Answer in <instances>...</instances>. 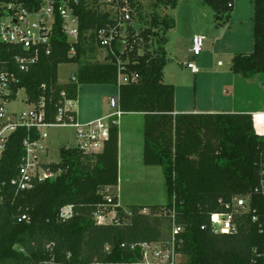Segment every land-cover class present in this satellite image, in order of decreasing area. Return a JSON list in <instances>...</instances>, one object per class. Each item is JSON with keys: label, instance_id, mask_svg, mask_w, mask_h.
Instances as JSON below:
<instances>
[{"label": "trees", "instance_id": "1", "mask_svg": "<svg viewBox=\"0 0 264 264\" xmlns=\"http://www.w3.org/2000/svg\"><path fill=\"white\" fill-rule=\"evenodd\" d=\"M15 1L33 10L41 3ZM57 1H65L79 18L78 42H68L57 16L50 55L41 53L37 64L25 73L14 63L15 57L25 52L0 43V64L7 65L18 80L12 86L10 101L24 89L29 105L43 102L44 121L52 124L63 92L77 101L82 86H118L120 60L126 74L138 77L119 87L120 109L145 114L144 162L162 167L167 203L148 208L149 214L141 213L145 207H130L131 216L117 207L119 225L95 223L100 206H118L113 191L119 183L117 125L111 127L103 152L85 155L62 147L59 163L43 164L57 174L56 178L35 181L31 189L16 194L26 155L23 143L29 137L40 139L37 129L20 127L0 158V264L117 260L127 255L120 249L123 243L166 242L173 230L172 210L182 228L177 239L178 252L186 257L183 264H264V196L255 193L264 176V135L256 133L250 114L174 115L175 88L164 84L168 33L176 28V21L166 11L177 9L180 0H147L149 15L144 14L140 0H126L131 20L125 45L116 43L115 56L103 49L98 39L101 29L118 24L114 1ZM124 1L120 0L121 6ZM201 2L214 12L217 27L229 23L235 0ZM253 4L254 50L235 54L230 67L233 74L245 79L264 75V0H253ZM72 48L75 55H70ZM97 50L107 53L104 62L82 64ZM65 64H82L75 73L76 82H59V68ZM106 189H111L110 202ZM240 196H251V212L236 220V233L215 234L211 215L228 211L226 206ZM69 206L73 207V217L64 221L60 214ZM254 215L257 222L252 221ZM106 245L113 246V255L103 253Z\"/></svg>", "mask_w": 264, "mask_h": 264}, {"label": "built area", "instance_id": "2", "mask_svg": "<svg viewBox=\"0 0 264 264\" xmlns=\"http://www.w3.org/2000/svg\"><path fill=\"white\" fill-rule=\"evenodd\" d=\"M114 11L117 13L118 24L115 27L101 29L98 32V39L103 49L109 51L113 56L116 55V43L125 45L124 34L126 33L129 21L131 20V10L125 0L124 6L120 5V0H108L113 2ZM7 13V15H5ZM62 20V30L70 44H75L79 39V18L65 1L41 0L37 9H30L23 3L15 0H0V43L13 46L23 50V55H18L14 63L19 72H28L35 66L41 53L50 55L52 40L54 37V27L56 17ZM205 45L204 36H195L191 54L194 58L201 56ZM123 51V45H121ZM76 50L72 48L70 55H75ZM187 68L193 74H199L200 70L193 61L187 63ZM118 86L128 84L137 80V75L126 74L122 62L118 60ZM18 82L16 75L7 65L0 64V158L4 154L9 138L20 127L28 130L37 129L40 139L37 141L27 138L23 145L26 155L20 168L16 194L29 190L33 187L35 181H45L56 178L57 174L46 170L40 161L39 150L43 140L48 139L47 130L50 128H69L75 131L74 146L79 152L85 155H95L104 151L106 142L110 138L112 126L117 125L118 120L124 114L120 109V98L111 97L109 104L114 112L104 118L93 120L81 124L78 121V113L74 109L76 101L67 98L65 92L61 94L63 99L57 109L56 121L52 124L46 123L43 111L44 104L33 105V110L28 114H22L18 118H6L7 105L11 102L10 96L14 94L12 86ZM69 82H76L75 74L72 75ZM264 173V168H263ZM111 189H106V198L110 202ZM255 193L264 196V176L260 186ZM118 206L110 205L100 206L94 215V221L99 226L111 224H120L117 219L116 208ZM110 209V210H109ZM228 211L214 213L211 215V226L215 234L230 235L237 232L238 223L236 220L251 212V196L236 197L232 205H227ZM128 216L132 214L125 210ZM142 214H149V209L144 208ZM171 217L173 221V230L171 237L166 242H133L123 243L120 249L127 253L117 260H97L90 264H183L186 260L185 255L178 252V236L182 228L176 224L175 210H172ZM60 217L66 221L73 217V207L62 209ZM23 217V220H26ZM253 222L258 221L257 216L252 217ZM49 251L53 246L47 247ZM113 246L106 245L103 253L107 256L113 255ZM49 264V262L41 263Z\"/></svg>", "mask_w": 264, "mask_h": 264}, {"label": "rangeland", "instance_id": "3", "mask_svg": "<svg viewBox=\"0 0 264 264\" xmlns=\"http://www.w3.org/2000/svg\"><path fill=\"white\" fill-rule=\"evenodd\" d=\"M140 1L144 6V14L149 15L150 10L147 0ZM166 14L176 21V28L168 33L169 42L166 50L168 51L167 58L169 61L164 69V82L166 85L177 87L178 91H180V101L183 104H194L199 99V94L195 90L196 83H199L204 73L211 72V77L213 73V83L216 86H220L222 79L216 78L218 76L215 74L229 72L230 76H232L230 67L233 56L237 53H251L254 50L253 0H235L234 2V12L232 13L233 31L230 32L234 34L236 30V37L240 38L241 43L232 48H229V45H227L229 41V37H227L229 28L217 29L218 24L215 22L214 12L204 7L201 0H180L178 8L167 10ZM236 23L239 24V27L235 25ZM194 35L205 37L203 52L197 58H194L191 54ZM124 36L126 37V33ZM106 56L107 53L104 50H97L96 53L83 59L82 64L102 63L105 61ZM190 61H193L200 70V74L197 76L193 75L187 68V63ZM82 64H65L60 66L59 82L61 84L68 83L72 75L77 72ZM205 79L209 80V75ZM104 88L108 87L97 85L80 88L79 98L75 102L74 109L79 115L78 121L81 124L91 122L99 115H103L102 118H104L114 112L109 104L111 96L107 97V95H110L108 94L110 91L108 92ZM113 88L115 89H111V94H115L117 91V86ZM32 110L33 105L27 103V94L22 89L18 92L17 99L7 105L6 118H18L22 114L30 113ZM259 124L258 128L261 130L262 123ZM46 133L48 139L43 140L40 144V161L43 164L59 163L60 149L65 146L74 148L76 144L75 131L69 128L54 127L48 129ZM160 183V185L157 182L155 184V201L163 203L166 200L163 178H161ZM184 259L186 260V257Z\"/></svg>", "mask_w": 264, "mask_h": 264}, {"label": "crops", "instance_id": "4", "mask_svg": "<svg viewBox=\"0 0 264 264\" xmlns=\"http://www.w3.org/2000/svg\"><path fill=\"white\" fill-rule=\"evenodd\" d=\"M232 25L233 17H231L229 23H227L226 25L220 28L216 27L219 30L229 28V33L227 36L229 37V41L227 42L229 48H232L235 45H240L239 43H241V41L239 40L240 38L236 37V30L234 31V34H231L232 32L230 31H233ZM235 25L239 27L238 23H236ZM195 36L199 35H194V37ZM210 73L211 72L204 73V76L200 78L199 83H196L195 90L199 94V99L196 100L194 104H183V102L180 101V91H178L177 87L174 86V115L183 114L186 112L194 114H250L253 117V123L256 133L259 135H264V75H258L253 79H245L242 76L233 74L232 72H230L232 76H230L229 72H220L216 73L215 75L218 76L216 78L222 79V83L220 84V86H216V84L213 83L212 80L213 73L211 74L212 77L210 76ZM193 75L197 76L198 74ZM208 75L210 79L206 80L205 78ZM100 86L108 87L104 88L106 89V91H110L108 93L110 95H107L108 98L110 96H120V86H117V91L115 94H111V89H115L113 87L116 86ZM102 116L103 115H99L95 117L94 120L100 119L102 118ZM259 123H262L261 130H259L258 128ZM117 127L119 130V183L118 186L113 189V191L115 192V194H117L118 197V207L127 210L133 206L145 207L148 209L150 207L166 205L167 197L165 198L166 200L164 199L165 201L163 203L161 201H155L156 182L158 183V185H160V180L161 178H163L165 186V178L162 167L147 166L144 162L145 114L124 113L118 120Z\"/></svg>", "mask_w": 264, "mask_h": 264}, {"label": "water", "instance_id": "5", "mask_svg": "<svg viewBox=\"0 0 264 264\" xmlns=\"http://www.w3.org/2000/svg\"><path fill=\"white\" fill-rule=\"evenodd\" d=\"M5 15H7V13H5Z\"/></svg>", "mask_w": 264, "mask_h": 264}]
</instances>
